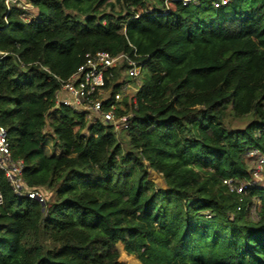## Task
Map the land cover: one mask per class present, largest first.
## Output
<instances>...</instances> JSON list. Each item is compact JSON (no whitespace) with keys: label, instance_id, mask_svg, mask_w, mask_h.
Returning <instances> with one entry per match:
<instances>
[{"label":"trees","instance_id":"obj_1","mask_svg":"<svg viewBox=\"0 0 264 264\" xmlns=\"http://www.w3.org/2000/svg\"><path fill=\"white\" fill-rule=\"evenodd\" d=\"M30 1L26 23L0 0V122L46 199L16 195L0 170V264H125L120 243L141 264H264V187L240 203L223 184L253 180L248 154L264 153V0ZM98 51L149 57L126 147L69 109L48 122L57 78Z\"/></svg>","mask_w":264,"mask_h":264},{"label":"built area","instance_id":"obj_2","mask_svg":"<svg viewBox=\"0 0 264 264\" xmlns=\"http://www.w3.org/2000/svg\"><path fill=\"white\" fill-rule=\"evenodd\" d=\"M181 1L184 6L200 5L204 0H168ZM232 0H216L215 8L228 6ZM7 14L12 9H21L23 21L31 23L35 10L30 0H5ZM7 53L0 51V59ZM148 56L121 52L112 54L107 51L87 53L83 63L67 79H60V88L55 93L53 113L57 109L65 108L82 117L89 125L101 123L110 126L117 134H127L131 128L135 112L138 110V93L145 79V60ZM248 157L255 159L257 168L252 170L253 180L239 182L233 179H224L223 184L230 192L239 196L240 203L244 201L248 191L258 185L264 170V153L259 149L249 152ZM24 163L13 158L6 128L0 122V170L18 196L45 204V195L39 190L31 188L24 180ZM3 204L0 192V205ZM243 208L239 205L238 211ZM252 214L256 215L255 208Z\"/></svg>","mask_w":264,"mask_h":264},{"label":"rangeland","instance_id":"obj_3","mask_svg":"<svg viewBox=\"0 0 264 264\" xmlns=\"http://www.w3.org/2000/svg\"><path fill=\"white\" fill-rule=\"evenodd\" d=\"M113 2L116 3V0H113ZM114 11L115 12H112L111 10L107 9L105 6H103L101 9H100V12H101V15L102 16H111L113 19L116 18V15L117 13H120L122 12V6L120 4H116L115 8H114ZM34 16L37 15V10L33 9L32 12H31ZM60 117V115L58 113H53L48 122L51 123L53 122L55 119H58ZM252 120V116H246V117H242L241 119H236V118H230L229 119V127L232 129V130H242L244 129ZM119 137V140L120 142L123 144L124 147H126L128 141H129V137L127 134L123 133L121 135H118ZM44 149L46 151V153L48 155H56V156H59L60 155V152L56 150V148L54 147V144H53V140L51 138V135L48 133L47 134V138H46V142L44 144ZM248 166H249V170H254L255 168H257V164H256V160L255 159H250L248 157ZM156 174V173H155ZM151 175H152V170H149L148 171V179L149 181L153 182L157 188H163V189H167V186H166V183H164L163 185L159 186L157 183H155L154 181H152L151 179ZM159 175V174H157ZM161 178H163L162 175H159ZM164 180V179H163ZM256 183L260 186H263L264 187V170L261 174V176L259 177V179L256 180ZM46 197V196H45ZM47 200L48 202H52L54 200V193L52 194H49L47 196ZM253 217H256V215H253ZM117 249L119 250L120 252V261L125 263V264H141L137 258L135 256H132V255H128L125 250H124V245L123 244H118L117 245Z\"/></svg>","mask_w":264,"mask_h":264},{"label":"bare ground","instance_id":"obj_4","mask_svg":"<svg viewBox=\"0 0 264 264\" xmlns=\"http://www.w3.org/2000/svg\"><path fill=\"white\" fill-rule=\"evenodd\" d=\"M156 172L152 171V175H151V179L152 181H154L155 183H157L159 186L163 185L165 183V180H163V178H161L159 175H157Z\"/></svg>","mask_w":264,"mask_h":264},{"label":"water","instance_id":"obj_5","mask_svg":"<svg viewBox=\"0 0 264 264\" xmlns=\"http://www.w3.org/2000/svg\"><path fill=\"white\" fill-rule=\"evenodd\" d=\"M44 206V204H42Z\"/></svg>","mask_w":264,"mask_h":264}]
</instances>
